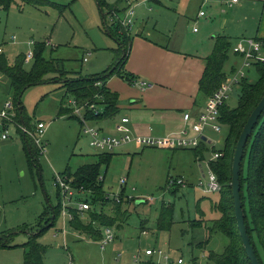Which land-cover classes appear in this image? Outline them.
I'll return each instance as SVG.
<instances>
[{
    "label": "rangeland",
    "instance_id": "obj_1",
    "mask_svg": "<svg viewBox=\"0 0 264 264\" xmlns=\"http://www.w3.org/2000/svg\"><path fill=\"white\" fill-rule=\"evenodd\" d=\"M50 1L54 4L40 7L18 1L9 10H0V45H3L8 61L13 63L17 55L27 54L33 51L36 42L45 41L48 46L46 56L65 59L69 77L93 76L109 70L120 52H117L116 39L105 28L98 1ZM106 1L114 2L116 6L103 4L105 12L121 10L113 6H125L123 0ZM214 1L205 0L202 6L203 0H181L182 5L161 0V4L151 5V12L148 6L136 12L145 16L149 26L157 24V30L171 38L170 45L182 52L207 54L212 51L216 36H228L232 42L230 59L225 66L228 71L232 65L242 64L241 53L248 50L250 40L255 39L254 27L258 21L253 20L255 15L250 3L255 1L260 5L262 0H240V4L234 6L225 3L219 10ZM241 4L243 7L237 10V5ZM213 8L216 10L213 11ZM201 9L207 13L206 17L197 16ZM120 14L124 16V12L120 11ZM106 23L117 33L108 17ZM195 28L198 32L194 31ZM169 29L171 32H168ZM13 37L14 42L11 40ZM258 57L264 59V46ZM30 65L26 64V68ZM176 65L181 67L179 63ZM247 71L248 80L256 81L258 72L255 63ZM134 76L140 85L145 82L149 87L154 86L147 77ZM116 81L114 88L129 84L142 96L134 83L119 75ZM64 96L65 88H60L58 82L31 86L22 95L25 114L34 128L26 127L37 135L38 122L46 124L41 137L43 148L42 145L37 147L34 160L30 157L22 129L21 132L17 131L13 122H9L5 128L0 125V145L6 144L0 152V237L13 232L8 241L9 246L0 245V264H24L25 251L29 250L25 243L30 240L31 234L42 228L45 229L36 236L35 241L45 248L44 264H69L71 259L74 264H135V255L151 247L164 248L176 256H182L185 263L192 264L197 259V263L207 264L209 251H225L228 239L219 232L213 235L205 247L198 246L206 241L207 226L211 225V220L219 216L211 208L212 201L218 200L219 192L208 193L205 189L208 162L223 147V141L206 150L200 161L195 158L192 149L172 151L147 147L134 150L133 146L116 149L110 164H103L100 170L103 189L97 209L99 211L103 204H109L104 210H111L119 217L114 225L118 229H114L118 237L104 248L99 241L74 230L71 219L69 216L64 217L62 212L54 224L49 225L53 216L52 207H57L61 201L55 186V176L96 161L97 155L102 152L91 144L90 136L82 132L77 116L59 115L62 102L72 97ZM240 96L241 87L236 86L227 99V105L230 108L237 107ZM9 100L10 80L1 77L0 111L5 109ZM87 123L99 127L91 121ZM110 131L103 130L106 133ZM3 133H7L8 138L2 141ZM206 133L223 139L228 134V127L223 125L221 132L209 128ZM26 135L34 143L31 134ZM128 147L134 151L126 152ZM123 177L127 179L126 185L121 184ZM182 177L185 182L182 186L167 182ZM122 195L124 198L120 197ZM94 196L96 194H88L89 198ZM115 196H119V201H124V213L121 212V216L114 209ZM163 203H171L173 207L172 223L168 230L158 227ZM198 204L205 213L201 217L204 226L193 229L190 222L200 217ZM60 205L63 207V203ZM66 205L77 208L69 202ZM83 217H86L83 221L89 223V214Z\"/></svg>",
    "mask_w": 264,
    "mask_h": 264
},
{
    "label": "trees",
    "instance_id": "obj_2",
    "mask_svg": "<svg viewBox=\"0 0 264 264\" xmlns=\"http://www.w3.org/2000/svg\"><path fill=\"white\" fill-rule=\"evenodd\" d=\"M18 1L37 7L54 4L50 0H0V10H9ZM97 1L101 8L105 28L116 39L118 43L117 52H120L115 63L105 73L93 76L79 75L69 77L65 59L46 56L48 46L45 41L35 43L33 58L29 68H26L25 53L17 55L13 63L8 61L4 52L0 53V73L10 80V94L12 96V102L17 109L15 118L29 126L30 129L34 127L29 123V119L25 114V109L21 102L22 95L27 88L46 82L61 83L62 87L66 89L64 97L71 95L79 105L81 104L80 106L85 108V113H83L84 117L82 118L86 120L98 121L103 117L113 116L118 112L119 96L117 93L108 90L106 82L116 74L133 83L134 78L129 73L124 72L123 69L129 56L131 38L129 36V30H124L119 24L112 23L116 27L117 33L114 32L106 23V12L103 10L105 2L103 0ZM254 40L261 41L258 38ZM231 48L232 42L228 36L218 35L215 37L213 49L205 58V69L199 81V90L206 97L212 95L220 87L228 74L238 69L232 68L229 72L225 70L226 63L230 59ZM241 56L243 55L241 54ZM254 63L257 66L258 78L256 81L251 82L245 77L240 82L241 98L239 105L235 108H230L226 102L220 108V121L228 127V134L224 140V148L222 149L224 152L223 156L210 161V167L216 173L222 185L219 191V198L217 201H212L211 207L213 211L219 213V216L211 220V225L207 226V239L205 242L199 243L198 246L205 247L213 235L218 232L227 237L228 245L223 253L209 251L207 264H251L237 226L231 180L233 155L237 140L250 113L264 95V62L257 61ZM90 105H94L95 109L90 108ZM69 112V109H65L62 103L59 115H65ZM74 116L77 115L74 114ZM78 119L82 126L83 120L79 117ZM18 131L21 132L20 129ZM24 136L26 137L30 157L34 160L33 157L37 152V146L35 142L32 143L26 133ZM206 150L208 149L205 143H202L196 148V152L198 151L196 158L201 160ZM113 156L114 152H102L99 154L97 162L83 164L74 172L71 170L66 172L68 176L73 178V183L76 186H84L86 189L93 190L94 194H96L91 200L93 208L86 213L91 218L89 223H84L80 218L81 216L75 214V217L70 223L71 227L99 241L103 238L102 229L106 226L114 227L119 219V217L112 213H107L104 210L106 204H103L99 211L97 209L98 202H100L99 200L102 197H100L102 192L101 188L103 189V181L99 179L101 166L103 164L109 165ZM240 180L241 198L248 233L260 263L264 264V112L260 116L246 146L242 160ZM175 185L182 186V184H178L177 182ZM120 197L124 198L123 195ZM113 201L115 202L114 209L121 216V212L124 213L122 211L124 201ZM95 203L96 205L94 206ZM60 204L61 202L57 207H52L53 216L50 219L51 223L49 225L54 224L56 218L60 215ZM198 211L200 217L190 222V227L193 229L204 226L201 217L205 213L199 204ZM172 214L173 207L171 203H163L158 219L159 229H170ZM44 229L42 228L37 233L31 234L30 240L25 243L27 248L29 247V250L25 251L24 264H44L43 255L45 248L35 241L36 236H39ZM12 233L2 235L0 237V245L9 246L8 241ZM195 260L192 264H199Z\"/></svg>",
    "mask_w": 264,
    "mask_h": 264
},
{
    "label": "crops",
    "instance_id": "obj_3",
    "mask_svg": "<svg viewBox=\"0 0 264 264\" xmlns=\"http://www.w3.org/2000/svg\"><path fill=\"white\" fill-rule=\"evenodd\" d=\"M103 1L105 2L104 4L107 6L115 4L114 2H109V1L107 2L106 0H103ZM124 1H125V6L123 8H120V6L114 7L116 5L112 7V8H117V9L122 10L132 5L135 10V13H134L135 23L134 25H132V28L129 30V36L131 38L130 52H129L128 59L126 60V63L123 69L126 68V72L129 73L134 78L133 83L135 85V88L136 89L139 88L138 90L142 92V96L138 95L135 89L131 87L129 84L121 88H114V84L117 82L116 80L118 78V75L116 74L113 75L107 80L106 87L108 88L110 92L117 93L119 96L118 112L114 114L113 116H106L98 121H91V123L97 124L99 127L97 126L95 127L100 128L102 131L104 129L108 131L112 130V132L110 131L111 132L110 134H114V133H117L116 125L122 121V118L127 117L129 120L126 123V125L130 129L131 135H133L134 137L145 136V135H151V136H156V137H177L181 134L182 130L186 126H188V124L184 120V113L187 111L190 112L192 114V118L195 119L198 113L203 110L206 100L209 97V96L206 97L202 92H200L199 81L205 69V58L208 54H210L211 51L207 52V54H200V53H195V52H186V51L182 52L180 49L173 48L170 45L171 38L159 32V30H157L156 28L157 24L151 27L149 26V22L145 21V18H144L145 16H142V14L140 13L137 14L136 12L137 10L143 11V7H147V6H148L149 11L151 12L152 10L151 5L157 4V3L161 4V0H123V2ZM167 1H170V2L174 1L176 2V4L182 5L181 0H167ZM204 1L205 0H203L202 2V6L204 4ZM214 2H216V6H217L216 9L219 10L222 8V6L225 3L229 4L230 6H234L235 4H238L240 0H238L235 3H231L230 0H215ZM21 3L24 5H27L24 2H21ZM250 5L252 6L251 9L254 10L253 15H255L253 17V20L256 19V22L258 21L257 26L255 25L254 27V31L256 33V36L254 38L260 39L262 42V46H264V0L261 1L260 5L255 3V1H253V3H250ZM237 6H238L236 7L237 10L243 7L242 4L237 5ZM216 9L213 8V11H215ZM200 11H205V10L201 9ZM197 16L200 18L206 17L207 13L205 12L204 15H200L198 13ZM226 21L227 20L225 18L224 24H226ZM157 23L160 24V20H158ZM169 31L171 32V29H169L168 32ZM195 32H198V30ZM156 33H160V35H156ZM176 33H177V30H176ZM176 35H177L176 37L177 39L178 34ZM220 35H224V34H220ZM12 39L14 38H11V40ZM251 40H254V39H251ZM12 42L14 41L12 40ZM0 47L3 48V45H0ZM3 52H4V48H3ZM241 54L243 55V52ZM241 58H242V64H243V56H241ZM259 61L264 62V59H261ZM30 63L26 62V64H30ZM176 63H179L181 67H178ZM241 65L239 66L232 65L231 69L239 68ZM231 69L228 70V72L231 71ZM248 71H247V74H249ZM134 75L141 76V77H147L150 81H153L154 86L149 87L150 85L149 86L147 85V86H144L143 88L140 87L139 83L135 81L136 79ZM1 77L3 78L6 76L0 73V80H1ZM59 84L61 88L62 85L61 83ZM65 94H66V89H65ZM198 95H201L204 97H198ZM11 97L12 96L10 94L9 101H12ZM71 99L75 100L78 106L81 105V104L79 105V103L76 101L74 97H70L68 98L67 101L62 102L64 105V108L69 109L70 111L69 113L65 114V116L75 114L80 119L82 120L85 119V118H82L84 117V114L80 116L74 112L73 106L72 104H70ZM16 111L17 109L15 107V109L12 110V112H15L16 114ZM83 113H85V111H83ZM119 114L120 116L117 117ZM85 121L88 122L89 120L85 119ZM16 122H18L19 124H24V123L21 121H18V119L15 118V124L17 126V131L19 129L21 131L20 126ZM8 123L9 122L7 121L6 122L2 121L0 125H3L4 127V126H8ZM83 125H82V129L84 127ZM206 134L214 142L213 144L205 143L208 150L210 149V147H214L216 143L222 142V141H223V147L220 148L219 150H222L224 148V140L226 136L223 139H217V138L210 136L208 133ZM1 139H2V135H1ZM3 140H6V139H2V141ZM123 146L124 147L133 146L134 148L132 149L134 150L143 149L141 147H138L133 142L127 143ZM5 147H6V144H1L0 152L1 150H4ZM132 149L128 147L126 148V152L129 153V152L134 151ZM159 149H164V148H159ZM165 150L175 151L177 149H165ZM192 150L196 158V154L198 151L196 152V149L195 150L192 149ZM99 154L97 155L96 161L94 162L98 161ZM196 159L199 160V158H196ZM94 162H91V163H94ZM200 167L202 171L201 163H200ZM0 171H1V166H0ZM180 179L184 180L183 177ZM169 180H177V179H169ZM169 180H167V182H170ZM126 182H127V179H126ZM108 206L109 204H107L105 208H107ZM107 213L113 214V211L110 210V211H107ZM86 215L88 214H85L83 216H86ZM83 216L80 217L82 220L86 218V217L84 218ZM144 232H146V230H144ZM117 237L118 236L116 234V238ZM95 241L98 242L99 240H95ZM99 243H101V241H99ZM105 246L106 245L103 246L101 243L102 248H104ZM71 261L73 260L71 259L70 262Z\"/></svg>",
    "mask_w": 264,
    "mask_h": 264
},
{
    "label": "built area",
    "instance_id": "obj_4",
    "mask_svg": "<svg viewBox=\"0 0 264 264\" xmlns=\"http://www.w3.org/2000/svg\"><path fill=\"white\" fill-rule=\"evenodd\" d=\"M237 1L238 0H230L231 3H235ZM115 11L116 10H114V12L108 10L106 12V18L108 17L112 23L119 24L124 30H130L134 23V7L130 5L127 8L120 10L122 13L124 12V16L120 14V11ZM199 14L204 15L205 11H200ZM194 30L197 31V28H195ZM262 48L263 46L261 41L250 40L249 49L243 51L242 66H240L235 72L226 76L220 87L207 98L203 110L198 113L195 119L192 118V114L190 112L187 111L184 113V120L188 124V126H186L182 130L181 134L177 137H156L151 135L134 137L133 135H131L130 129L126 125L129 120L127 117L122 118V121L116 125L117 133L114 134L105 133L100 128L89 125L85 121V119H83V133L90 136L91 144L94 147L104 152H112L117 148L131 142L135 143L138 147L141 148L153 147L164 149H196L202 143L213 144L214 142L209 136H207L206 131L209 128H211L215 132L222 131L223 124L220 121V108L227 102L231 91H233L236 86H239L243 78L247 76V69H249L254 62L262 59L258 57ZM1 52H3L2 47H0V53ZM32 58L33 51H29L25 56V61L29 62ZM84 60H86V58ZM144 86H147L145 82L140 85V87L142 88ZM70 104H72L74 112L82 116L83 107L78 106V104L73 99L70 100ZM90 108H94V105H90ZM12 110H14L13 102H6L5 109L0 112V123L2 121L15 123L16 114L15 112H12ZM18 125L24 133L31 134L37 147L42 145L41 137L43 136L44 129L46 128V124L44 122H38L37 135L35 133H32L25 124L18 123ZM7 138V133H3L2 139ZM41 147L43 148V145ZM223 154V150H217V152L213 154L211 160L222 157ZM210 161L208 162L209 174L207 176L205 191L209 193L219 192L222 185L216 173L211 169ZM99 179L103 181L102 176H100ZM176 182L182 185L185 184L184 180L182 179L170 180V184L172 185H175ZM121 184H126V177H123L121 179ZM55 186L57 187L59 197L61 199L60 202L63 203L61 212L64 214V217L69 216V218L73 220L75 214L84 215L93 208V205L91 204V200L93 197H88V194L94 195L93 190L86 189L84 186H76L73 183L72 177L66 174L63 175L58 173L55 176ZM113 200L119 202V196L113 197ZM67 202L71 203L72 205H76L77 208H72V206L68 207L66 205ZM102 231L103 238L101 240V243L103 246L116 239V233L113 227L106 226L102 229ZM69 264H74V262L71 261ZM135 264L189 263H185V260L182 256H176L167 249L151 247L135 255Z\"/></svg>",
    "mask_w": 264,
    "mask_h": 264
},
{
    "label": "water",
    "instance_id": "obj_5",
    "mask_svg": "<svg viewBox=\"0 0 264 264\" xmlns=\"http://www.w3.org/2000/svg\"><path fill=\"white\" fill-rule=\"evenodd\" d=\"M263 112H264V95L261 98V100L258 102L256 107L253 109V111L250 113L245 125L243 126V129L236 143V147L233 155V163H232L231 186H232V195L234 201L235 217L237 220V226H238L239 234L242 239L243 246L251 261V264H261V263L256 254L255 248L251 242V238L248 233L247 225L245 222V211L243 208V202L241 198L240 174L242 170V160L244 158L246 146Z\"/></svg>",
    "mask_w": 264,
    "mask_h": 264
}]
</instances>
